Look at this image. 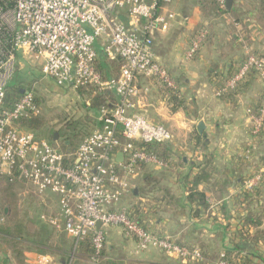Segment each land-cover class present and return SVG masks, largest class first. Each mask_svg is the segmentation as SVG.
Here are the masks:
<instances>
[{
	"label": "built area",
	"instance_id": "obj_1",
	"mask_svg": "<svg viewBox=\"0 0 264 264\" xmlns=\"http://www.w3.org/2000/svg\"><path fill=\"white\" fill-rule=\"evenodd\" d=\"M173 1L0 0V175L31 184L39 194L57 196L60 214L49 220L59 226L62 219L64 231L75 242L68 264H73L84 240L94 248L87 264H103L106 235L98 223L122 227L141 250L159 248L182 263L203 260L200 248L178 244L170 236L143 227L129 206L114 208L129 194L131 179L140 175L144 165L167 166L153 147L170 140L169 131L133 109L140 76L178 91L153 50L155 36L170 28L165 9ZM216 2L226 5V0ZM119 12L133 20V27L118 19ZM209 34V28L203 27L193 35L188 59L197 55ZM101 39L106 57L122 61L117 77L102 79L96 69V44ZM245 49V56L218 86L216 96L236 92L254 72L264 86V56ZM19 53L23 58L41 59L42 76L60 87L94 84L118 96L113 109L101 110V128L87 135L73 153L62 152L21 126L23 119L41 113L33 89L23 91L8 105L7 88L18 70ZM248 112L251 134L257 136L264 129V100ZM261 178V174L256 176L257 181ZM224 255L217 264H233Z\"/></svg>",
	"mask_w": 264,
	"mask_h": 264
},
{
	"label": "crops",
	"instance_id": "obj_2",
	"mask_svg": "<svg viewBox=\"0 0 264 264\" xmlns=\"http://www.w3.org/2000/svg\"><path fill=\"white\" fill-rule=\"evenodd\" d=\"M165 14L170 28L155 36L153 50L177 84L183 105L174 110L168 91L157 80L140 76L136 82L138 94L133 111L144 114L150 121L163 125L169 131L170 140L153 147L167 166L144 165L140 175L131 179L129 194L114 208L129 206L135 216L136 212L139 213L144 226L155 234L170 236L178 244L200 248L207 260L199 264H217L216 259L227 252L238 254L240 259L249 260L252 264H264V238L256 248L245 243L246 236L252 238L257 230H264V129L257 136L251 134L252 123L248 112L249 108H258L263 102L264 86L254 72L236 92L227 97L216 96L218 86L245 56L246 47L264 56V26L257 19L255 11H246L242 0H234L231 12L222 17H205L199 0H174L166 7ZM117 17L128 27H133V20L124 12H119ZM203 27L209 28L208 40L194 58L188 59L186 52L191 39ZM103 41H98L96 50L98 58L107 59L103 52ZM25 69L24 74L17 70L12 81L26 82L28 78L42 76L38 68L32 66ZM42 79L47 85L58 86L52 79L43 76ZM69 88L72 87H60L62 90ZM102 91L110 92L118 99L113 90ZM79 95L84 98V108L92 117L89 121L91 129L95 131L101 128L100 111L89 108L90 95ZM201 122L204 127L199 129ZM20 124L25 130L48 141L46 135L49 130L44 129L45 126L41 132H37ZM58 135L55 134L52 139L56 144L62 143V137ZM260 174L262 178L257 181L256 176ZM20 183L26 186L22 189L24 197L41 198L38 204L18 206L31 220L28 227L36 231L38 225L32 220L38 217L40 223L52 233L50 244L62 253L69 246L72 247L70 258L75 244L73 238L64 231L62 219L59 226L49 220L60 214L57 196L49 195L47 198L46 194H39L35 188L34 191L27 186L31 184ZM50 202H55L57 208L47 215L43 212L48 211ZM251 212L261 217L259 226L244 224L245 217ZM99 227L106 235L105 246L111 240L114 247L121 251L119 255L122 258L112 255L115 258L110 259L112 264L133 255L157 260L153 264H172L171 261L184 264L159 248L139 249L135 238L125 234L120 226ZM57 230L64 232L71 240L67 248L62 249L51 242ZM2 242L0 240V264L69 262L59 251L41 252L24 242L15 248V253ZM241 244L246 245L243 250L238 249ZM154 253L156 256L151 258L149 255ZM89 259L82 262L78 260L77 253L73 264H87Z\"/></svg>",
	"mask_w": 264,
	"mask_h": 264
},
{
	"label": "trees",
	"instance_id": "obj_3",
	"mask_svg": "<svg viewBox=\"0 0 264 264\" xmlns=\"http://www.w3.org/2000/svg\"><path fill=\"white\" fill-rule=\"evenodd\" d=\"M200 7L203 15L207 18H216V17H222L227 15L231 10H227L225 7H220L216 0H199ZM251 11H255L256 13L261 14V20L264 23V0H254L250 6ZM261 21V22H262ZM264 26V25H263ZM106 56V55H105ZM101 58V57H100ZM97 58L96 60V69L100 72L102 79H108L110 77H117L120 74L121 67H122V61L119 57H116L115 59H106L103 57L102 59ZM17 81V80H16ZM32 89L31 82L24 81L23 82H16L11 81L8 88H7V102L9 106H12L22 95L23 90H29ZM79 93H88L90 95V106L89 108L94 111H100L102 109L111 110L115 107V105L118 102V99L115 98V96L107 91H100L99 87H97L94 84H89L84 87L78 88ZM168 95L170 97V101L173 105V109H177L182 107L183 100L179 97L178 91H172L168 90ZM36 100L40 104L39 97L36 95ZM116 100V101H115ZM22 125L33 131H42V128L46 125V119L43 117V113H40L35 116H31L30 118L23 119L21 121ZM80 121L77 122H66L65 130H63V135H60L63 137V142L61 143L62 149L66 152V154L73 153L79 144V141L84 138V135L78 131V127L76 124H80ZM81 134L83 135L81 137ZM54 137H52L53 139ZM65 138V139H64ZM21 181L18 179L10 180L8 177L4 175H0V186L4 187V190L6 191L5 196H0V240H2V243H7L8 246H6L9 249H13V251L16 253L15 248L23 244L24 242H27L32 247L36 248L37 250L41 252H57L59 251L57 247L50 244V239L52 238V233L48 232L47 228L44 227L40 221L38 220H32L36 225H38V229L36 231H31L28 226H30V218L26 212L19 211L17 208L16 203H14L13 199L14 196H16L15 188L21 185ZM0 187V190L1 188ZM6 202V203H4ZM2 203L7 207H9V211L7 213L2 214ZM13 204V205H12ZM3 205V206H4ZM10 205V206H9ZM14 207V209L11 207ZM10 210H14V212H11ZM1 214L3 217L1 218ZM39 216V215H38ZM136 217L139 223L143 226L142 219L139 217V213L136 212ZM262 222V219L257 214L251 212L248 213L247 216L244 219L245 225H253V226H259ZM146 228V227H145ZM243 233V230H242ZM264 238V230H257L255 235L251 238L249 235L246 236V242L247 245L250 244L252 247L256 248L259 241H261ZM251 240L248 243V240ZM5 245V244H4ZM72 246V245H71ZM246 247L245 244H241V246H238L239 250H243ZM70 249L72 247L69 246V248L65 252L59 253L62 255V257L65 259L70 254ZM78 260L87 257L90 258L91 255L94 254V248L93 245L89 240H84L80 243L78 250ZM203 253V260L202 261H196L194 263L199 264V262L205 261V254ZM89 256V257H88ZM220 259V257H219ZM219 259H216L218 262ZM223 259L227 260L230 263L233 264H252L249 260L240 259L238 254L233 253H225ZM207 260V259H206ZM104 264H112L110 260L106 259L104 260ZM110 261V263L108 262ZM201 264V263H200Z\"/></svg>",
	"mask_w": 264,
	"mask_h": 264
},
{
	"label": "rangeland",
	"instance_id": "obj_4",
	"mask_svg": "<svg viewBox=\"0 0 264 264\" xmlns=\"http://www.w3.org/2000/svg\"><path fill=\"white\" fill-rule=\"evenodd\" d=\"M242 1L244 3L246 11H248L251 8L250 6L254 0H242ZM256 17H257V19H259L260 23L262 25H264L263 21L261 20V14L257 13ZM27 56H30V55H27ZM42 63H43V61L41 59L26 58V57L23 58L20 53L18 54V70L20 69L22 74H24L25 70L27 71V69H25L26 67L30 68L33 66L34 68H38L40 71ZM28 81L31 82L33 91L36 94H38V97L40 100L41 113H43V117L46 119V122L48 123L45 125L44 129L49 130V133H48L49 136L46 135L45 132H44V134L47 136V140L50 144L54 145L58 149H62L61 142H59L57 144L54 143L53 142L54 140H52V137L55 134L63 135V130H65L64 126L66 125V122H68V121L69 122L71 121L73 123L77 122V121L81 122L78 125L76 124V126L78 127V131H80V133H82L84 135V138L88 134L93 132L94 129H91L92 126H90L91 124L89 123V121L92 117L90 115V112L86 111L84 108V102L85 101H84V98L79 95L80 93H79L78 88L77 89L76 88H69V89L62 90L58 86L47 85L43 82L41 75H36L32 79L28 78ZM84 121H86V122H84ZM62 123H64V124H62ZM51 125L53 127H50ZM82 134H81V137L83 136ZM61 141L63 142V137L61 138ZM80 141H79V143H80ZM2 186H0V187H2ZM27 186L31 187L34 190V187L32 185H27ZM23 188H26V186L19 185L14 190L16 193V196H14L13 202L16 203L17 208L21 204H30V203L38 204L41 201V198L37 197V196H35L34 198L32 197L31 199L27 198L26 196L24 197V195L22 193L24 191V190H22ZM6 194L7 193L4 190V187H2L0 190V196L3 197ZM49 195L55 196V194L53 195L52 193L47 192L46 197L49 198ZM4 203H6V202H4ZM51 203H53V202L49 203L50 207L48 208V211L43 212V213L50 215L53 212H55L57 205L55 202L53 204H51ZM3 205L4 204L2 203V207H3L2 208V214L7 213L10 209L9 207H7V205L6 206L5 205L3 206ZM12 205H11V207H12ZM12 208L14 209V207H12ZM10 211L14 212V210H10ZM19 211H20V209H19ZM2 214H1V218L3 217ZM51 242H53L55 244L57 243L58 246H60L62 249L67 248V246L71 244V240L69 239V237L64 232H62L61 230H57L56 232H54L53 239L51 240ZM3 244L8 246L7 243H3ZM120 253H121V251L116 249V247H114L113 242H111V240H108L107 245L105 246V252H104V256L108 258V259H106V261L110 260L111 258L115 259L114 257H112V255H114L115 257H118V256L121 257V255H119ZM149 256H151V258H152L153 256H156V253L150 254ZM67 258L69 259V256ZM67 258H66V260H67ZM126 258H125L126 260L125 259L124 260H118L115 264H153L154 262L157 261L155 259L152 260V259H150V257H145V256H134L133 255V256H128ZM81 261L82 262L87 261V257L84 256V258H82ZM150 261H152V263ZM108 262L110 263V261H108ZM148 262H150V263H148ZM171 262H172V264H175V263H173V261H171ZM184 264H196V263L188 262V263H184Z\"/></svg>",
	"mask_w": 264,
	"mask_h": 264
},
{
	"label": "water",
	"instance_id": "obj_5",
	"mask_svg": "<svg viewBox=\"0 0 264 264\" xmlns=\"http://www.w3.org/2000/svg\"><path fill=\"white\" fill-rule=\"evenodd\" d=\"M233 2H234V0H226V8H227V10H231L232 9V6H233ZM202 127H204V123H200L199 124V129H202ZM57 135V134H56ZM118 157L120 158V159H122V157H123V154L122 153H120V154H118ZM100 226V223H98L97 224V227H99Z\"/></svg>",
	"mask_w": 264,
	"mask_h": 264
}]
</instances>
